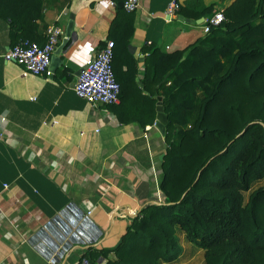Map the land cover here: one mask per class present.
Masks as SVG:
<instances>
[{
    "label": "crops",
    "instance_id": "crops-1",
    "mask_svg": "<svg viewBox=\"0 0 264 264\" xmlns=\"http://www.w3.org/2000/svg\"><path fill=\"white\" fill-rule=\"evenodd\" d=\"M170 1L140 0L117 73L135 67L143 77L155 50L173 53L205 38L203 24L181 15L169 20ZM235 1L204 4L224 10ZM124 13V0H43L32 40L45 44L47 31L59 26L58 49L66 44L50 77L5 61L19 33L0 17V264H76L84 257L107 264L144 208L164 201L167 144L157 107L152 112L133 97L94 106L72 87L75 74L122 31L114 22Z\"/></svg>",
    "mask_w": 264,
    "mask_h": 264
},
{
    "label": "trees",
    "instance_id": "trees-1",
    "mask_svg": "<svg viewBox=\"0 0 264 264\" xmlns=\"http://www.w3.org/2000/svg\"><path fill=\"white\" fill-rule=\"evenodd\" d=\"M42 5L43 0H0V17L19 33L12 47L34 43L30 29L41 19ZM220 11L225 20L203 40L173 53L155 50L143 77L135 67L117 73L115 64L132 38L128 25L135 12L114 22L122 30L111 40L121 103L133 97L155 112L162 98L169 124L164 201L144 208L107 264L176 260L183 252L176 227L206 251L207 264H264V186L254 187L264 179V0H236L224 10L188 0L179 15L198 21ZM228 55L226 69L218 59ZM197 84L202 93L193 90Z\"/></svg>",
    "mask_w": 264,
    "mask_h": 264
},
{
    "label": "built area",
    "instance_id": "built-area-1",
    "mask_svg": "<svg viewBox=\"0 0 264 264\" xmlns=\"http://www.w3.org/2000/svg\"><path fill=\"white\" fill-rule=\"evenodd\" d=\"M183 6L182 0H171L166 11L169 20L178 18ZM124 8L128 12H136L140 8V0H124ZM225 15L222 11L205 19L203 29L206 34L212 27L223 23ZM64 33L59 26H53L47 31L44 45L23 43L11 47L4 53L7 62H16L26 73L36 76H52L51 63ZM115 43L108 41L87 64L78 77L74 88L76 94L94 106H115L121 103L122 87L114 70ZM76 264H93L88 257L82 258Z\"/></svg>",
    "mask_w": 264,
    "mask_h": 264
},
{
    "label": "rangeland",
    "instance_id": "rangeland-1",
    "mask_svg": "<svg viewBox=\"0 0 264 264\" xmlns=\"http://www.w3.org/2000/svg\"><path fill=\"white\" fill-rule=\"evenodd\" d=\"M221 45V44H219ZM223 46V45H221ZM235 51V50H234ZM232 60V55L224 56L223 58H219L218 61L220 64L225 65L227 69ZM193 90H197L199 93H202V87L197 84V86H193ZM185 128L189 127V125L184 126ZM179 141L178 138H176ZM264 186V179L260 180L257 184H255V188ZM176 238L180 245L183 248L182 254L171 262H162L161 264H207L206 260V251L194 243H192L187 237L186 234L180 230V228L176 227Z\"/></svg>",
    "mask_w": 264,
    "mask_h": 264
},
{
    "label": "water",
    "instance_id": "water-1",
    "mask_svg": "<svg viewBox=\"0 0 264 264\" xmlns=\"http://www.w3.org/2000/svg\"><path fill=\"white\" fill-rule=\"evenodd\" d=\"M180 20L184 21L186 23H190V24H203L205 22V18H203L201 20H198V21H194L192 19H187L184 16H181ZM73 27H74V25L71 24L69 29H68V32H67V37H70L72 35ZM65 46H66V44L63 45L62 47H60L59 49H57L55 55L52 58L51 70L53 69V72H55L56 68L61 63L60 56H61L62 51L64 50ZM82 71H79V72H77L75 74V77H74V80H73V83H72V87L75 88L77 80H78V77L80 76ZM157 112H158V116H157L156 127L160 131V133L165 137L166 136V132H167V126L169 124V119H168V115L165 113V109H164V106L162 104V98L159 99V102H158V105H157Z\"/></svg>",
    "mask_w": 264,
    "mask_h": 264
}]
</instances>
